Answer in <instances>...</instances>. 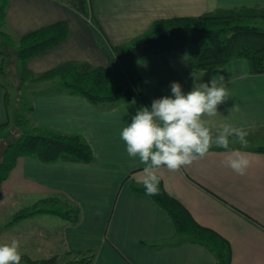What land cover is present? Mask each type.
Here are the masks:
<instances>
[{"label":"crops","instance_id":"1","mask_svg":"<svg viewBox=\"0 0 264 264\" xmlns=\"http://www.w3.org/2000/svg\"><path fill=\"white\" fill-rule=\"evenodd\" d=\"M90 2L94 18L111 44L131 40L160 17L197 15L218 7L264 5V0ZM5 14V24L18 38L57 20L68 23L69 33L64 38L28 59L34 73L69 59L93 65L109 61L89 19L56 0H8ZM187 55V48L179 47L135 61L147 107L154 99L170 96L172 82H179L185 93L191 91L193 71L200 83L210 84L219 74L225 78L223 84L230 98L218 106L215 117H205L209 127L213 131L222 124L243 127L249 133L246 140L264 133V72H249L243 57L219 67L195 68L188 64ZM52 84L51 80L43 81L40 86L45 87L34 90L30 119L56 131L80 134L94 158L45 162L20 155L8 177L0 182V243L19 240L21 262L27 261L24 256L37 260L57 255L56 264L59 260L65 264L76 259L79 252L92 250L91 264H215V256L205 246L188 240L174 242L175 225L167 211L151 196L133 189L134 183H142L144 165L128 156L120 132L145 106L139 98H127L104 108L82 95L53 90ZM7 118L5 88L0 82V124ZM262 145L230 144L252 162L243 176L224 165L228 150L215 146L190 166L176 171L162 167L157 172L167 192L183 203L199 223L229 240L231 264H264V151L257 149ZM50 196L78 206L79 219L71 222L42 212L5 226L15 211Z\"/></svg>","mask_w":264,"mask_h":264},{"label":"trees","instance_id":"2","mask_svg":"<svg viewBox=\"0 0 264 264\" xmlns=\"http://www.w3.org/2000/svg\"><path fill=\"white\" fill-rule=\"evenodd\" d=\"M56 1L89 19L97 42L107 51L109 61L106 65H93L88 61L69 59L34 73L28 66V59L50 48L69 33L67 21L57 20L18 38L15 57L19 79L23 84L51 80L53 90L82 95L104 108L131 97L139 98L143 105L148 106L135 61L145 55L179 47L187 48V62L195 68L219 67L233 58L243 57L248 62L249 72H264V28L250 22L257 18L264 19V5L218 7L197 15L160 17L131 40L111 44L94 18L90 0ZM7 3L8 0H0L2 24L6 22ZM0 36L7 44H11L12 38L8 31L0 30ZM0 82L5 88V106L8 111L7 120L0 124V143H4L0 152V182L8 177L20 155L35 156L45 162L57 159L90 161L94 158L90 145L80 134L64 133L33 123L30 119L32 105L28 99L13 107L11 94L1 77ZM14 108L17 110L15 116L12 113ZM257 149L264 151V145ZM133 189L146 193L142 183H134ZM151 197L171 217L176 230L174 242L188 240L199 243L215 256V264H231L229 240L215 229L199 223L183 203L167 192L162 179L159 194ZM42 212L53 213L71 222H76L80 216L78 206L63 202L57 196H50L18 209L5 226ZM243 214L256 223L251 216ZM92 258V250H83L76 259L65 264H91ZM23 259L33 264L57 263V255L37 260L24 256Z\"/></svg>","mask_w":264,"mask_h":264},{"label":"clouds","instance_id":"3","mask_svg":"<svg viewBox=\"0 0 264 264\" xmlns=\"http://www.w3.org/2000/svg\"><path fill=\"white\" fill-rule=\"evenodd\" d=\"M191 75V91L185 93L179 82H172L170 96L154 99L150 107L138 109L131 123L120 132L128 156L138 158L144 165L142 184L148 196L159 194L160 168L176 171L190 166L207 156L214 146L228 150L230 154L223 163L236 174L245 175L251 166L247 155L230 148L235 143L246 146L248 131L230 124H222L213 131L205 119L215 117L218 106L230 98L223 84L224 76H213L209 84L197 82L195 71ZM234 110L236 107L230 109ZM20 248L17 239L0 243V264H21Z\"/></svg>","mask_w":264,"mask_h":264},{"label":"rangeland","instance_id":"4","mask_svg":"<svg viewBox=\"0 0 264 264\" xmlns=\"http://www.w3.org/2000/svg\"><path fill=\"white\" fill-rule=\"evenodd\" d=\"M251 23L257 24L264 28V19L257 18L250 21ZM0 30H5L8 32V26L6 24L0 23ZM12 42L11 44H7L2 37L0 36V77L1 80H3L6 84V89L11 94V102L12 106L17 107V104L19 105L20 102L31 101L32 92L35 89H41L43 86L41 85V82L33 83V84H23L19 79V72H18V65L17 60L15 57V46L18 43V37L10 33ZM16 103V104H14ZM15 108L12 110L13 116L16 115ZM264 132V128L262 129ZM255 132V131H251ZM247 144L250 145H257V144H264V133H258L254 136L253 139L247 140ZM4 143H0V152L2 150ZM62 260L58 261V264H64L61 262ZM67 263V262H65ZM21 264H32L28 261H22Z\"/></svg>","mask_w":264,"mask_h":264}]
</instances>
